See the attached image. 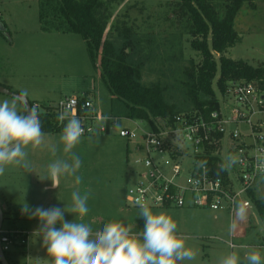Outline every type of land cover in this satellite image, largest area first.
<instances>
[{"label": "rangeland", "instance_id": "rangeland-1", "mask_svg": "<svg viewBox=\"0 0 264 264\" xmlns=\"http://www.w3.org/2000/svg\"><path fill=\"white\" fill-rule=\"evenodd\" d=\"M180 1L123 0L115 6L106 33L114 20L126 15L141 34L151 37L152 50L157 52L156 59L143 69V82L149 84L164 81L171 88V102L182 105L186 102L180 90L183 71L192 60L198 63L202 58L192 48V37L186 33L185 24L177 16V3ZM39 2L0 0V20L3 25V28L0 27V82L14 86L16 90L13 91L16 92L18 89H26L30 100L38 96L44 103L55 104L65 95L87 93L94 98L98 110L109 113L111 94L100 76L99 63L96 67L88 54L84 38L80 34L43 31L39 22ZM254 3L255 8L246 3L240 10L235 28L241 41L228 48L225 56L257 66L264 63V0H255ZM208 42H211V35ZM216 59L219 62V55H216ZM219 74L220 68L213 83L218 100L222 95L217 90ZM5 99L11 101L12 96L0 93V102ZM18 111H23L22 106L18 105ZM50 120L51 128H45L42 132L46 145H56L55 156L46 145L35 149L30 145L26 151L32 172L8 165L5 173L0 176V199L5 202L2 229L37 230L40 221L30 218L28 213H22L24 205L32 209L37 206L67 209L72 203V192L79 191L81 195L89 196V212L80 222L90 224L92 229H101L109 220H123L132 225L133 231H142L145 222L138 217L139 208L130 207L126 201L133 167L132 156H129L131 144L116 133L82 136L80 143L73 149L82 161L77 172L82 178L81 183L76 184L74 176H62L60 188L44 190L46 185L51 184L50 180L41 179L47 173L48 164L56 159H69L60 142L62 131L52 127L55 123L53 119ZM121 125L133 124L123 120ZM255 192L257 196L264 197V180L255 188ZM223 212L219 213L222 226L218 230L221 229V233L216 234L218 238L213 240L212 248L206 246L202 251L203 258L219 260L235 251L243 261L244 254L254 248L231 249L224 241L233 240L237 245H251L250 239L240 236L242 233L249 234L251 230L236 228L230 223V215ZM164 213L176 221L178 234L193 233L179 229L174 211ZM74 218L73 214L65 213L66 220L72 221ZM249 226L251 229L255 226L254 219H250ZM255 250L264 258V250ZM6 255L13 262L15 257L10 253ZM15 256L18 260L23 259L20 254Z\"/></svg>", "mask_w": 264, "mask_h": 264}, {"label": "built area", "instance_id": "built-area-1", "mask_svg": "<svg viewBox=\"0 0 264 264\" xmlns=\"http://www.w3.org/2000/svg\"><path fill=\"white\" fill-rule=\"evenodd\" d=\"M32 105H38L41 125L48 117L63 131L67 120L61 121L58 116L68 111L81 120L82 136L116 133L131 144L129 156L133 167L126 195L128 205L138 208L136 200L143 196L151 208L191 206L227 210L232 219L242 207L253 212L259 240L251 245H237L231 240L229 245L264 250V221L250 193L264 180V172L257 167L258 156L264 154L260 152L264 149L261 80L229 84L219 98L218 108L181 112L172 118L154 119L152 123L105 114L87 93L65 95L55 104L33 101ZM123 120L133 125H121ZM228 154L237 155L239 160L220 173L212 164L216 162L220 168ZM200 162L206 164L200 167ZM28 235L26 231L1 229L4 254L10 253L14 259L16 254L27 256ZM16 264L25 263L19 260Z\"/></svg>", "mask_w": 264, "mask_h": 264}, {"label": "trees", "instance_id": "trees-1", "mask_svg": "<svg viewBox=\"0 0 264 264\" xmlns=\"http://www.w3.org/2000/svg\"><path fill=\"white\" fill-rule=\"evenodd\" d=\"M123 0H40L39 22L45 32L80 34L88 54L111 94L112 116L154 122V119L172 118L181 112L207 111L219 107L214 79L218 92L224 93L229 84L238 80L258 79L264 83V63L257 66L239 59L225 56L228 48L241 41L235 28L236 18L247 3L255 8V0H181L178 18L185 24L191 37V46L201 55V61H191L183 71L180 90L186 102L179 105L171 102L169 85L160 80L145 84L143 69L155 61L151 37L141 34L123 16L114 20L115 6ZM211 35V42L208 37ZM219 55V62L216 59ZM16 92V91H15ZM18 93V91L16 92ZM188 101V103H187ZM47 117L41 130L51 128ZM46 123V124H44ZM52 127L60 131V128ZM213 167L219 170L218 163ZM221 173V171H218ZM251 197L260 218L264 221V197L257 196L255 189ZM19 230V229H9ZM18 246H22L19 244ZM10 264L19 260L8 258ZM1 264V263H0Z\"/></svg>", "mask_w": 264, "mask_h": 264}, {"label": "clouds", "instance_id": "clouds-1", "mask_svg": "<svg viewBox=\"0 0 264 264\" xmlns=\"http://www.w3.org/2000/svg\"><path fill=\"white\" fill-rule=\"evenodd\" d=\"M28 96V91L22 89L12 96L11 101L5 99L0 102V176L8 165L32 172L26 149L30 145L34 149L46 145L38 105L29 108ZM18 105L22 106V112L18 111ZM58 119L67 120L60 142L69 159H56L48 164L47 173L41 179L50 180L52 189L60 188L62 176H74L76 184H80L82 179L77 175L82 161L73 151L84 134L82 122L70 116L68 111L60 113ZM46 146L55 156L56 145ZM260 152L264 153V149ZM225 159L218 171L229 170L239 157L228 154ZM205 164L200 162L199 166ZM257 167L264 172V154L258 156ZM88 199V194L73 191L72 203L67 209L42 206L32 209L27 205L22 208V213H28L30 218L40 221L39 233L43 246L53 258L52 264H182L183 261L196 259L197 252L186 247L187 237L178 234L176 221L164 212L154 213L143 196L136 200L138 217L145 222L139 233H133L132 225L123 220H109L94 232L90 224L80 222L89 212ZM66 212L75 218L66 220ZM244 213V208H238L239 216L243 217ZM217 264H264V258L258 250L253 249L246 253L242 261L233 251L220 257Z\"/></svg>", "mask_w": 264, "mask_h": 264}, {"label": "crops", "instance_id": "crops-1", "mask_svg": "<svg viewBox=\"0 0 264 264\" xmlns=\"http://www.w3.org/2000/svg\"><path fill=\"white\" fill-rule=\"evenodd\" d=\"M64 34H69V33H64ZM0 85L5 86L9 88L10 90H16L14 89L15 88L14 86L9 85L8 83L0 82ZM20 90L21 89H18V91ZM41 100L42 99H39V97L36 96L34 97L33 100H30V102H33V101L43 102ZM49 103H53V102H49ZM45 187L49 189L50 185H46ZM0 202H1L2 208L4 207L5 209V202L2 199H0ZM151 209L153 212H156V213H160L162 211L169 212L170 210L174 211V215L177 217L179 221L178 222V225L180 227L179 229H181L182 231H186V232L188 231L193 232L192 234H179L181 236L187 237L185 241L186 247L192 248L193 250L197 252V256L195 260H192V261L186 260V261H183L182 264H217V261H218L217 258H214V259H212L211 257H209L208 259L203 258L202 251L206 248V246L208 247L210 246V248H212V246H214L213 240L218 238L216 234L221 233V229L218 230V227L222 226L219 213L223 211H225L223 213H227L230 215V219H231L230 223L234 224L236 228L251 230L249 234L242 233L240 235L242 238L250 239L251 244H254L259 240V229L255 225L256 221L253 218V212L251 210H245L243 217L239 216L237 213L234 219H232L231 214L227 210L213 211L208 208H196V207H191V206H187L183 208L158 207V208H151ZM250 219H254V225L256 226V227L253 226L252 229L254 230H252L249 226ZM19 230L26 231L27 233H29L28 235L29 242L27 245L28 255L27 256L22 255L23 259L20 258L19 260L23 261L25 264H52L53 258L47 253L46 247L43 246L42 236L39 233V229L37 230L19 229ZM97 230H100V229L99 228L93 229L94 232ZM133 233H138V232L133 231ZM30 234L32 236H30ZM231 238H232V235H231ZM205 239H210V241H206ZM224 242L231 249L236 248V247L232 248L229 245L231 240H225ZM238 247H243V246H238ZM245 255L246 253L244 254V256Z\"/></svg>", "mask_w": 264, "mask_h": 264}, {"label": "water", "instance_id": "water-1", "mask_svg": "<svg viewBox=\"0 0 264 264\" xmlns=\"http://www.w3.org/2000/svg\"><path fill=\"white\" fill-rule=\"evenodd\" d=\"M0 27L3 28V25H2L1 22H0ZM0 93L6 94V95H9V96H13L14 94H18L15 91L10 90L9 88H7L5 86H2V85H0ZM28 105H29V108H30L31 107V102H30L29 99H28ZM3 221H4V210H3L1 202H0V233H1L2 226H3ZM0 263L1 264H10L9 261L7 260V258H6V255L4 254V252H3L2 248H1V243H0Z\"/></svg>", "mask_w": 264, "mask_h": 264}]
</instances>
